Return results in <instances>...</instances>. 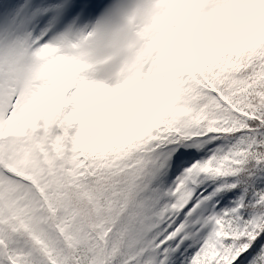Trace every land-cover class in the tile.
<instances>
[{
    "label": "snow or ice",
    "instance_id": "snow-or-ice-1",
    "mask_svg": "<svg viewBox=\"0 0 264 264\" xmlns=\"http://www.w3.org/2000/svg\"><path fill=\"white\" fill-rule=\"evenodd\" d=\"M103 0H0V264H264V43L168 69L162 103L85 140L38 83Z\"/></svg>",
    "mask_w": 264,
    "mask_h": 264
},
{
    "label": "clouds",
    "instance_id": "clouds-1",
    "mask_svg": "<svg viewBox=\"0 0 264 264\" xmlns=\"http://www.w3.org/2000/svg\"><path fill=\"white\" fill-rule=\"evenodd\" d=\"M264 43V0H108L42 59L38 83L85 140H107L157 108L168 69Z\"/></svg>",
    "mask_w": 264,
    "mask_h": 264
},
{
    "label": "rangeland",
    "instance_id": "rangeland-1",
    "mask_svg": "<svg viewBox=\"0 0 264 264\" xmlns=\"http://www.w3.org/2000/svg\"><path fill=\"white\" fill-rule=\"evenodd\" d=\"M108 2V0H103L104 5ZM102 9V8H101ZM99 12V11H98ZM97 12V13H98Z\"/></svg>",
    "mask_w": 264,
    "mask_h": 264
}]
</instances>
